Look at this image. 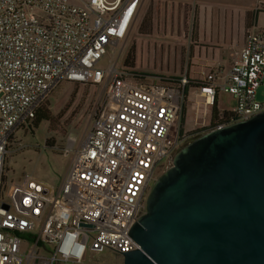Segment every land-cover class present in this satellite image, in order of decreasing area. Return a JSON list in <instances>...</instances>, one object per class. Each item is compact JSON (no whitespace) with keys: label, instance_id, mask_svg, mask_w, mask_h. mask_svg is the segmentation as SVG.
<instances>
[{"label":"built area","instance_id":"built-area-1","mask_svg":"<svg viewBox=\"0 0 264 264\" xmlns=\"http://www.w3.org/2000/svg\"><path fill=\"white\" fill-rule=\"evenodd\" d=\"M140 1L0 0V264H75L88 250L139 246L127 232L146 211L150 182L194 135L183 119L188 74L174 84L100 64L108 46L127 36ZM216 76L211 71L197 86L204 106L220 91L235 105L219 110L205 133L264 111L256 98L264 29L249 30L223 80ZM63 81L102 83L104 92L78 145L67 139L72 156L59 185L29 173L9 181L12 135ZM67 233H78L79 258L59 251Z\"/></svg>","mask_w":264,"mask_h":264},{"label":"water","instance_id":"water-1","mask_svg":"<svg viewBox=\"0 0 264 264\" xmlns=\"http://www.w3.org/2000/svg\"><path fill=\"white\" fill-rule=\"evenodd\" d=\"M127 233L123 264H264V111L183 146Z\"/></svg>","mask_w":264,"mask_h":264},{"label":"rangeland","instance_id":"rangeland-1","mask_svg":"<svg viewBox=\"0 0 264 264\" xmlns=\"http://www.w3.org/2000/svg\"><path fill=\"white\" fill-rule=\"evenodd\" d=\"M196 16L197 9L184 1L142 0L137 18L130 26L127 36L116 45L108 46L100 64L112 66L116 62L127 73L137 72L141 76L159 79L184 73L189 75L194 64L202 67L193 68L198 72L193 73V80H202L212 65L204 61H192L191 45L195 38ZM131 49L134 50V57L129 55ZM126 58L128 62L125 63ZM195 84L197 83L192 82L191 86ZM102 85L63 81L49 95L42 107L50 110L51 120H42L36 127L27 124L13 134L5 164L9 181H19L25 173H29L48 184L59 185L60 177L72 156V151L65 153L67 139L75 136L77 146L90 127L94 110L104 92ZM256 98L264 102V78L256 90ZM204 102L199 89L192 88L184 117L185 130L194 132L191 137L194 140L205 133L211 123L212 106L205 107ZM218 104L221 107H232L235 105V98L232 94L221 91L218 94ZM166 159H161L159 164ZM173 159L174 156L171 161L164 163L159 176L173 165ZM154 182L151 180V188ZM150 190L146 193L145 200ZM75 264H123V255L109 247L102 251L88 250L83 260Z\"/></svg>","mask_w":264,"mask_h":264},{"label":"crops","instance_id":"crops-1","mask_svg":"<svg viewBox=\"0 0 264 264\" xmlns=\"http://www.w3.org/2000/svg\"><path fill=\"white\" fill-rule=\"evenodd\" d=\"M178 1H184L197 9L194 29L195 38L194 43L191 45L192 61L209 63L212 66L207 69L208 71L205 75L211 71H216V81H222L224 74L231 66L235 52L241 50L244 46L247 32L251 29H264V0ZM141 3L142 0L139 3L134 22L139 13ZM207 29H209L208 33ZM201 67L192 64L189 70L190 76L188 75L191 80H193V73H198L193 68ZM204 77H202V80ZM197 86H188L186 102L188 101V96L191 95L192 88L197 89ZM220 92L216 95L217 104ZM217 106L219 110H229L234 107L226 108L221 107L219 104ZM185 111L186 103L184 114ZM202 111H204L203 108Z\"/></svg>","mask_w":264,"mask_h":264},{"label":"trees","instance_id":"trees-1","mask_svg":"<svg viewBox=\"0 0 264 264\" xmlns=\"http://www.w3.org/2000/svg\"><path fill=\"white\" fill-rule=\"evenodd\" d=\"M144 22L141 25V29L143 26ZM129 55H131L132 57H134V50L131 49L129 52ZM128 57V56H127ZM128 62V58H126L125 63ZM133 74L135 75H140L139 73L137 74V72H133ZM180 76H173V77H169L167 79H160L161 82H168V83H178ZM192 82H196L197 84L195 85H199L201 84L203 81L202 80H189V83L186 85L185 91L187 93L188 90V86L192 84ZM86 84H93L92 82H87ZM217 99L215 97L214 102L212 104V109H211V123L213 124V121L217 118V114H218V106H217ZM226 116V113H224ZM184 119V118H183ZM42 120H51V112L49 109L44 108V107H40L37 109L35 116L31 119V121L28 123V125H30V127H36L39 125V123ZM210 127H207L205 130H208ZM197 132V131H196ZM204 132V130L202 131ZM190 134H194V132H190ZM13 135L11 137V141H12ZM11 145V144H10Z\"/></svg>","mask_w":264,"mask_h":264},{"label":"clouds","instance_id":"clouds-1","mask_svg":"<svg viewBox=\"0 0 264 264\" xmlns=\"http://www.w3.org/2000/svg\"><path fill=\"white\" fill-rule=\"evenodd\" d=\"M59 251L65 257H71L74 255L79 258L83 254L84 248L78 241V233L65 234Z\"/></svg>","mask_w":264,"mask_h":264}]
</instances>
